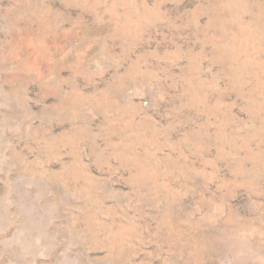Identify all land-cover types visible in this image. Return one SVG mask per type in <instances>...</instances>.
I'll return each instance as SVG.
<instances>
[{"label":"rangeland","instance_id":"374dc122","mask_svg":"<svg viewBox=\"0 0 264 264\" xmlns=\"http://www.w3.org/2000/svg\"><path fill=\"white\" fill-rule=\"evenodd\" d=\"M0 264H264V0H0Z\"/></svg>","mask_w":264,"mask_h":264}]
</instances>
